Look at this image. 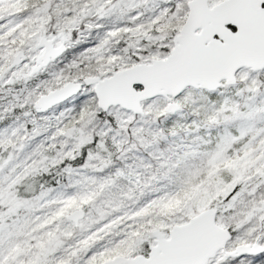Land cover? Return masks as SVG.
Masks as SVG:
<instances>
[{
  "label": "snow or ice",
  "instance_id": "snow-or-ice-1",
  "mask_svg": "<svg viewBox=\"0 0 264 264\" xmlns=\"http://www.w3.org/2000/svg\"><path fill=\"white\" fill-rule=\"evenodd\" d=\"M0 264H264V0H0Z\"/></svg>",
  "mask_w": 264,
  "mask_h": 264
}]
</instances>
